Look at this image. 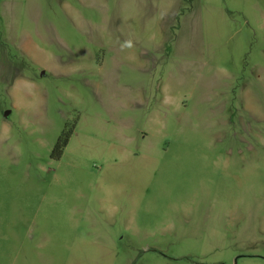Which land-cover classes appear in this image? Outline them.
<instances>
[{
    "label": "rangeland",
    "instance_id": "rangeland-1",
    "mask_svg": "<svg viewBox=\"0 0 264 264\" xmlns=\"http://www.w3.org/2000/svg\"><path fill=\"white\" fill-rule=\"evenodd\" d=\"M0 264H264V0H0Z\"/></svg>",
    "mask_w": 264,
    "mask_h": 264
},
{
    "label": "trees",
    "instance_id": "trees-1",
    "mask_svg": "<svg viewBox=\"0 0 264 264\" xmlns=\"http://www.w3.org/2000/svg\"><path fill=\"white\" fill-rule=\"evenodd\" d=\"M69 138V132H62L54 145L52 156L57 158L61 155L64 146L66 145Z\"/></svg>",
    "mask_w": 264,
    "mask_h": 264
}]
</instances>
